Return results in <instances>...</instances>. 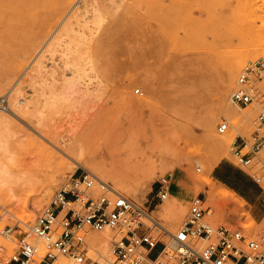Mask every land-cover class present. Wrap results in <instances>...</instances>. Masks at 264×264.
<instances>
[{"label":"rangeland","instance_id":"rangeland-1","mask_svg":"<svg viewBox=\"0 0 264 264\" xmlns=\"http://www.w3.org/2000/svg\"><path fill=\"white\" fill-rule=\"evenodd\" d=\"M35 2L49 13L23 17L20 11L27 7L26 0H2L0 6V95L9 94L13 109L0 110L3 122L0 121V130L9 132L10 144L18 145L14 151L13 178L3 186L0 182V224H15L17 219H21L22 224H33L62 184L83 169L98 178L103 176L114 186L113 180L105 177V170L120 174L121 168L129 183L123 191L118 190L132 197L172 231H177L187 219L191 198L202 192L213 208L211 221L215 224L242 229L249 235H258L264 230V216L260 220L254 218L251 205L228 188L214 171L222 162L242 170L255 182L257 195H261L260 201L264 203V149L249 164H242L231 149L236 138L249 139L259 129L257 116L264 105V70L253 78L258 97L252 103L240 107L232 101L231 92L249 61L264 60V0ZM76 11H84L90 20L89 26L79 30L76 25L78 30L72 33L82 35L86 40L80 54L92 59L86 80H92V87L98 85V81L103 84L102 93L98 95L100 100L97 97L101 107L97 101L88 110L99 114L95 123L89 126L93 132L87 152L82 155V164L53 142L65 147L73 131L83 125L86 111L83 110V115L80 108L70 109L59 103L45 107L37 114L33 106L37 102L35 98L40 97L39 104H43L52 92L45 88L46 92L38 96L29 80L39 61L43 64V74L38 80L42 83L46 79L45 82L57 90L52 89L53 93L62 92L68 80L76 77L74 66H66L63 54L65 40L70 36L49 48L58 29L62 30V21ZM98 16L102 18L98 20ZM49 37L52 38L47 48L42 50L41 46ZM233 60H239V63L235 79L229 83ZM31 102L33 107H29ZM221 104L228 105L236 113L220 112ZM5 116L9 118L6 123L2 120ZM79 117L81 121L77 120ZM223 120L230 128L219 133L217 126ZM38 126L51 136L41 138L49 150L45 147L41 150L26 136V133L37 135L35 129ZM260 130L264 133V129ZM214 137L226 139L223 151L214 150ZM0 157L2 161V149ZM211 160L215 165L206 173ZM96 164H101L102 169ZM253 175L260 177V181ZM164 176L171 178L168 197L157 207L149 206L157 182ZM183 176L184 185L180 186L178 178ZM207 176L218 190L217 201L210 199L205 187ZM188 189L191 193L186 194ZM92 190L95 195L102 193L97 182ZM40 192L45 196L36 204ZM168 202L186 205L184 216L178 220L173 214L166 216L162 208ZM142 219L151 225L147 218ZM115 232L116 237L112 240L120 239L123 232ZM155 233L167 239L161 231ZM112 240L106 245L107 257L111 254ZM0 247V264H5L18 249V238L0 233ZM95 248L98 254L90 250L88 255L104 261L106 257L99 251L105 249L99 244ZM61 260L63 264H76L66 257Z\"/></svg>","mask_w":264,"mask_h":264},{"label":"built area","instance_id":"built-area-1","mask_svg":"<svg viewBox=\"0 0 264 264\" xmlns=\"http://www.w3.org/2000/svg\"><path fill=\"white\" fill-rule=\"evenodd\" d=\"M263 70L261 58L243 67L231 92L235 104L245 107L258 97L253 78ZM0 110H13L7 93L0 95ZM257 121L259 129L249 139L240 137L232 142L231 149L242 164L251 163L264 149V133L260 130L264 129V105ZM229 128V123L223 120L217 131L224 133ZM253 177L256 181L261 179ZM96 182L102 189L99 195L92 190ZM170 187V176L158 180L149 206L162 204ZM0 213L2 218L1 206ZM212 213L205 193H199L190 200L187 219L177 231H172L132 197L83 169L62 184L33 224H22L21 219L15 224H0L1 234L14 236L19 242L18 249L5 264H63V257L72 258L76 264H264V230L249 235L242 229L217 225L211 221ZM106 229L119 230L123 235L112 240L110 256L100 261L88 255L90 250L98 254L95 248L98 244H91L89 234ZM153 230L161 231L167 239L160 238ZM158 247L153 256L152 251Z\"/></svg>","mask_w":264,"mask_h":264},{"label":"bare ground","instance_id":"bare-ground-1","mask_svg":"<svg viewBox=\"0 0 264 264\" xmlns=\"http://www.w3.org/2000/svg\"><path fill=\"white\" fill-rule=\"evenodd\" d=\"M36 0H26L27 2V7H25L24 10H21L20 11V14L23 16V17H28L30 14L31 15H40V16H44L46 14H48L49 12L47 10H45L44 6H39L36 4L35 2ZM2 5V0H0V6ZM52 5V4H51ZM93 13L95 14L96 12L93 11ZM93 14V15H94ZM96 15V14H95ZM97 16V15H96ZM100 17V18H99ZM89 17H87L86 13L84 11H76L72 16L70 17H67L66 19H64L61 23L60 26H62V30H60V28L58 29V32L55 36V40H53V42L51 44H49V48L50 46H54V44H56V42H59L61 40H64L67 38V36H70L68 37L66 40H65V44H66V47H65V50L63 51L64 55H65V64L66 66L69 65V66H74L75 68V71L76 72V77L78 80H76V77H73L70 81V79L68 80H65L67 82L65 89H61L62 92L59 93V91L57 93H53V91L55 92L56 89H54V87L52 88L51 84L48 83V82H45L46 79H44V82L42 81V83L38 80V78H40V75L43 74L42 73V65H41V62L39 61V64L36 65L35 68H33L32 72L30 73L29 75V80L30 82H32L34 84V88H35V91H36V94H38V96L41 95V93H43L45 91V88H50L51 90V96L47 97L46 101L43 102V104H39V98H35L36 99V104H34V112H36L38 114V112H42L44 110L45 107H49V106H54L56 104H59V103H64L66 105H68L71 108H80L82 110L81 114L85 115L83 113V110L86 111L87 115L86 117L84 118V123L81 127L79 128H76L73 132V134L70 136V141L67 143V145L64 147V146H61L59 145L57 142H53L55 146H58L64 153H66L68 156H70L71 158L75 159V161H77V163H80L82 164L81 160H82V155L85 154V152H87V146L89 145V139H90V136H91V132H93V130H91V127H89L91 124H94L97 116L99 113L97 112H93V113H90L88 110L89 108H93L95 105H96V102L98 101L97 99L99 98L100 100V97H98V95H100V91H102V83L100 81H98L99 83H101V85L98 83V85L96 84L95 87H92L91 86V83H92V80L88 81L86 80V76L89 75V72L88 70L90 69V66L92 67V59L91 57H86V56H83V55H86V54H80L81 52L83 53V51H81V46L82 44L86 43L85 39L83 40L82 39V35L81 37L76 36V35H72L73 32H75L76 30H78L76 28V25H78L79 27V30L83 29L85 26L87 27V25L89 26L90 24L88 23L90 20L88 19ZM97 18H99L98 20H100L102 17L101 16H98ZM97 18L95 20H97ZM94 20V21H95ZM98 23V22H97ZM93 24V22L91 23ZM92 26V25H91ZM90 26V27H91ZM57 31V30H56ZM55 31V33H56ZM83 31V30H82ZM81 32V31H80ZM79 33V32H78ZM82 33V32H81ZM84 33V32H83ZM75 34V33H74ZM54 36V35H53ZM66 37V38H65ZM52 37H49L48 40H46V42L44 43V45L41 46V49L43 50L44 47L48 44L49 40L51 39ZM84 38V37H83ZM59 44V43H57ZM64 44V43H63ZM88 44V43H87ZM86 44V45H87ZM90 47V46H89ZM47 48V46H46ZM81 51V52H80ZM38 61V60H37ZM239 63V60H233L231 61V65H230V71L229 69H227V71H229V74H228V82L231 83L232 81H234L235 79V76H236V69H237V65ZM71 66V67H72ZM65 67V66H64ZM63 68V67H62ZM73 68V69H74ZM228 68V67H227ZM74 74V76H75ZM54 75V74H53ZM93 74H91L92 76ZM44 77V76H43ZM46 78V77H45ZM43 80V78H42ZM98 80V78H97ZM96 80V81H97ZM70 81V82H69ZM78 81V82H77ZM84 81V82H83ZM19 82V81H18ZM52 83V82H51ZM228 83V84H229ZM93 84V83H92ZM18 83L16 82L15 83V86H17ZM14 86V85H13ZM46 86V87H45ZM20 87V86H19ZM32 87V85H31ZM18 88V86H17ZM42 88V90H41ZM20 89V88H19ZM52 89H54L52 91ZM18 90V89H16ZM64 90V91H63ZM57 91V90H56ZM24 92V91H23ZM46 92V91H45ZM44 92V93H45ZM100 92V93H99ZM43 93V94H44ZM23 95V94H22ZM24 96V95H23ZM43 96V95H42ZM98 97V98H97ZM44 98V96H43ZM34 99V100H35ZM18 101H20L18 99ZM31 101V100H30ZM95 101V103H94ZM232 102V101H231ZM29 104V103H28ZM27 104V105H28ZM95 104V105H94ZM92 105V107H90ZM97 105L98 107L100 108L101 107V103L100 101L97 102ZM32 106V102L31 104H29V107ZM32 106V107H33ZM239 107V106H238ZM219 111L220 112H224V113H232V114H235L236 112L232 109L229 108L228 105L226 104H221L219 107ZM21 109V108H20ZM23 109V108H22ZM21 109V110H22ZM25 109V108H24ZM20 110V111H21ZM27 110H30V109H27ZM76 110V109H75ZM74 110V113L76 112ZM79 110V109H78ZM28 112V111H27ZM32 112V111H31ZM247 112V111H246ZM245 112V113H246ZM18 113V112H17ZM25 113V111H24ZM73 113V112H72ZM22 114V112H21ZM26 114V113H25ZM77 114V112H76ZM75 115V114H74ZM83 115H79L81 118L83 117ZM250 115V114H249ZM3 116V115H2ZM39 116H42L41 114H39ZM24 117V116H22ZM72 117H75V116H72ZM77 119V120H80L81 119ZM9 118L8 117H2V120L5 121V123L7 122ZM75 119V118H74ZM216 119H214V122H215ZM1 121V120H0ZM2 122V121H1ZM3 123V122H2ZM81 123V122H80ZM75 124V123H74ZM9 125V124H8ZM80 125V124H79ZM215 126V125H214ZM5 129V128H4ZM44 129V128H43ZM42 129V127H37L35 130H36V134H31V133H26V136H28V138H30L32 140V142L38 146L40 149L41 148H46L48 149V146L44 143V141L41 139L42 137L43 138H48L50 136V134L46 131H44ZM74 129V127H73ZM72 129V130H73ZM2 130V129H1ZM0 130V131H1ZM11 129H9L10 131ZM105 132V131H103ZM12 133V132H11ZM95 133V132H94ZM100 133V132H99ZM108 132L104 133L102 135V137H104ZM14 135V134H13ZM97 135V133H96ZM8 136L9 135V132L7 133V131L5 130H2V137L0 135V149H2V161L0 159V182H2V186L7 183L9 180H11L13 178V175H14V166H15V160H14V151L15 149L18 147V145H13V144H10L9 141H8ZM11 137V136H10ZM51 137V136H50ZM49 137V138H50ZM228 138V137H227ZM69 139V138H68ZM230 139V138H228ZM20 140V138H19ZM225 142H226V139L222 138H215L213 139V148L214 150H216L217 152L218 151H223L224 150V145H225ZM227 145V144H226ZM51 149V148H50ZM227 149V148H226ZM42 150V149H41ZM49 150V149H48ZM215 151V152H216ZM226 151V150H225ZM216 152V153H217ZM40 153V152H39ZM226 153V152H225ZM221 154V153H220ZM222 156V155H221ZM220 156V157H221ZM223 157V156H222ZM1 158V157H0ZM84 161V160H83ZM215 165V162L213 160H211L210 164L208 165V167L206 168V173H208V170H212V168L214 167ZM96 166L100 169H102L101 167V164H96ZM121 173H117V172H114L110 169H106L105 170V177H110L112 180H113V184H114V188L116 190H121L123 191L124 188L127 187L128 185V179L126 178V174L123 172V169H121ZM181 176V175H180ZM185 176V175H184ZM184 176L183 177H179L178 180H179V185L182 186L184 184L183 181H184ZM99 178L101 180H104L107 182V179L104 178L103 176H99ZM52 184V183H51ZM205 187H207V190H208V193H209V196H210V199L212 201H215L216 200V197H217V194H218V190L216 189V187L214 186V184L212 183V180L208 179V176H207V179H206V184H205ZM44 192H45V189H44ZM48 193V192H47ZM45 193H42L41 192L39 193L37 199H36V204H39L40 202H42V200L44 199V195ZM50 194V193H49ZM236 194V193H235ZM225 195V193H224ZM223 195V196H224ZM219 197V196H218ZM225 197V196H224ZM228 197V196H226ZM218 200V199H217ZM216 200V201H217ZM165 202V201H164ZM244 202V201H243ZM213 214L214 212L212 213V217L213 218ZM246 214V213H245ZM28 217H31L32 214L30 212L27 213ZM150 216H152L150 213H149ZM184 216V215H183ZM182 216V217H183ZM153 217V216H152ZM179 218L181 217H178V218H175V220H178ZM174 220V221H175ZM176 222V221H175ZM117 232H120L119 230H116ZM116 237V232L115 230H112V229H106V230H103V231H99L97 233H91L90 236H89V239H90V242L91 244L95 245V244H99L101 245L105 251H99L100 255H102V257H106L107 258V255H108V252H107V255H106V245H108V243H110V240H112V238ZM122 237V236H121ZM102 249V248H101ZM99 256V255H98ZM110 256V254H109ZM69 259H72V258H69ZM75 262V261H74ZM67 263V261H66ZM69 263V262H68ZM70 264V263H69Z\"/></svg>","mask_w":264,"mask_h":264},{"label":"crops","instance_id":"crops-1","mask_svg":"<svg viewBox=\"0 0 264 264\" xmlns=\"http://www.w3.org/2000/svg\"><path fill=\"white\" fill-rule=\"evenodd\" d=\"M214 171L217 176L230 188L234 191L239 197L248 202L251 205V213L254 218L260 220L264 216V203H261L260 197L261 195H257V186L255 182H253L252 178L239 170L235 166H230L224 162L219 164ZM178 184L179 180H178ZM191 193V190H186V194ZM186 205L182 202L178 204L175 203H167L162 208V212L169 216L173 214L174 218L182 217L184 212L186 211ZM159 247L155 248L152 251V255L155 256Z\"/></svg>","mask_w":264,"mask_h":264}]
</instances>
